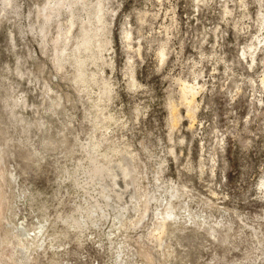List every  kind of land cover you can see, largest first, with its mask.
<instances>
[{
    "label": "rangeland",
    "instance_id": "1",
    "mask_svg": "<svg viewBox=\"0 0 264 264\" xmlns=\"http://www.w3.org/2000/svg\"><path fill=\"white\" fill-rule=\"evenodd\" d=\"M0 264H264V0H0Z\"/></svg>",
    "mask_w": 264,
    "mask_h": 264
},
{
    "label": "bare ground",
    "instance_id": "2",
    "mask_svg": "<svg viewBox=\"0 0 264 264\" xmlns=\"http://www.w3.org/2000/svg\"><path fill=\"white\" fill-rule=\"evenodd\" d=\"M188 91L194 96V94H193V90H192L191 87L188 88ZM171 215H172V214L169 213V216H171ZM76 222H77V221H76ZM76 222H75V223H76ZM78 224H79V223H78ZM164 224H165V223H164ZM21 234H22V233H21ZM22 235H23V234H22ZM21 241H22V240H21ZM2 257H3V256H2ZM9 257H10V256H9Z\"/></svg>",
    "mask_w": 264,
    "mask_h": 264
}]
</instances>
